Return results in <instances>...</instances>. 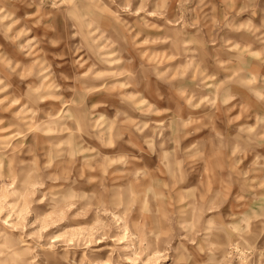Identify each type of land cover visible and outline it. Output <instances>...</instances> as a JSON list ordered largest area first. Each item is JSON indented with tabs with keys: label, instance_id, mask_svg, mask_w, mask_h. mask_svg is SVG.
I'll use <instances>...</instances> for the list:
<instances>
[{
	"label": "rangeland",
	"instance_id": "374dc122",
	"mask_svg": "<svg viewBox=\"0 0 264 264\" xmlns=\"http://www.w3.org/2000/svg\"><path fill=\"white\" fill-rule=\"evenodd\" d=\"M0 264H264V0H0Z\"/></svg>",
	"mask_w": 264,
	"mask_h": 264
}]
</instances>
